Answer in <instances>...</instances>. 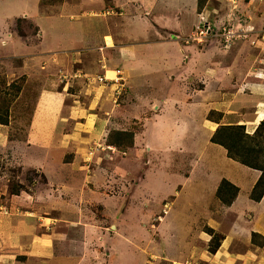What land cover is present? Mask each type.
Returning a JSON list of instances; mask_svg holds the SVG:
<instances>
[{
  "label": "crops",
  "instance_id": "obj_1",
  "mask_svg": "<svg viewBox=\"0 0 264 264\" xmlns=\"http://www.w3.org/2000/svg\"><path fill=\"white\" fill-rule=\"evenodd\" d=\"M70 1L74 4V0ZM113 2L111 4H114V7H121L124 11L129 10L132 5L134 8L145 5L150 7L151 17L145 22V25H148L146 30L137 37L136 27L141 30L143 23L140 22L131 32L128 30L130 28H125L127 19L133 24L135 22L128 16L120 22L119 25L122 26H118V21H115L113 27L109 25L108 20L102 18L98 21H87L90 25L85 24L82 28L86 35L81 37L78 34L80 38L77 41L73 38L66 42L58 36L60 34L55 29L56 24L53 20L42 22V26L37 21L33 23L35 29L33 28L31 17L36 16L35 11H38L40 0H16L15 5L11 0H0V63L10 65L17 61L19 64L13 65L11 71L7 73V80L23 77V91L34 93L35 90L37 93L36 105L34 104L24 138L17 137L10 140L9 134L15 130L10 121L7 125H0V141L7 139L6 148L10 149V153L15 154L23 168H31L43 174L48 182L44 184L43 192L45 190L50 192L47 194L44 192L42 200L51 204H60L63 190L71 187L69 184L61 183L62 174L53 175L59 165L56 156L51 155L52 151L58 149L72 151L75 155L73 162L87 158L90 163L101 157L102 163L106 165L113 163L119 154L126 155L122 158L123 162L129 161L128 155L133 151L134 161L141 169L142 161L137 159V156L141 157L145 152L148 158L146 162L148 168L145 172L152 175L151 184H153L159 179L164 180L161 178L162 170L172 172V169L167 170L168 168L164 166L158 167L155 148L158 149L166 144L168 149L173 150L171 153L179 157L181 151H186L185 153L188 154L193 149L195 153L192 154L196 155L193 164L186 162L184 158L175 160V164L183 163L189 167L182 176L177 175L179 170L173 171L176 173L175 176L182 178V184H191L196 178L203 179L207 184L204 191H209L211 196H215L222 180L238 188V193L230 205H225L214 198L213 210L221 222L214 220L213 223H209V227L221 234L223 239L213 255V260H219L223 264H263L261 254L264 253V195L259 202L250 198V193L259 180L261 172L230 159L227 151L210 139L211 133L218 126H244L245 133L252 135L258 124L264 122V82L260 79L264 74L253 68L255 56L232 51L218 52L214 47L205 50V47L197 41H190L175 33L173 37L170 36V40H157L153 36L154 32L159 30L165 34L170 33L169 29L176 31L162 23L154 25L156 22L153 13L159 9L163 13L175 11L183 29L186 25L196 29L203 20L210 25L208 20L210 12L207 8L199 11L197 0H177L172 2V5L159 0H114ZM80 3L82 10L87 14L100 9L98 4H93L90 0H80ZM111 4H104L102 7L104 11L105 8L112 6ZM219 7H223V4ZM103 15L105 17V12ZM26 17L31 19L29 24L32 33L26 32L23 36L18 32V36L12 34L6 25L22 18L24 21ZM181 17H187L188 21L182 20ZM54 19L56 22L59 21L57 17ZM54 32H57V35H54ZM34 36L37 44L33 46H37L36 51L39 52L31 53L26 50L28 45L23 42L27 37ZM109 36L111 43L106 41ZM88 43H93V48L103 51L104 54L116 55L120 66L125 67V69L120 67L121 71L124 70L125 78L129 79L130 69L136 68L140 73L138 80H141V83H136L141 86H136L134 83L130 85L131 81H127L128 88L125 89L127 99L117 103L114 102L112 93L105 97L103 87L94 81L96 73L106 74L104 67H97L100 62L90 65L95 70L82 72L81 69L82 62L79 55L88 50L86 45ZM62 52L70 53L65 55L67 67L59 63L64 61V57L61 59ZM50 54H54L55 58L49 59ZM109 74H107L108 78H114V73ZM255 80H258L256 95L254 93L248 95L255 88ZM73 86L78 88L72 89ZM83 98L88 99V105ZM209 112L221 114V119L207 121L212 130L205 134L197 129ZM130 122L141 124V129L134 131L132 147L123 152L111 151L113 146L106 143L110 132L121 131L118 128L127 126ZM2 128L6 129L7 134H4ZM122 130L128 131V128ZM197 131L202 136L195 135L194 132ZM90 141L94 145L84 147V144ZM184 141L193 142L192 148L185 146ZM140 146H144V149L138 148ZM2 147L3 145H0L1 149ZM31 150L40 152L43 159L32 158ZM127 150H130L128 155ZM69 165L72 166L73 163ZM91 165L92 163L89 164ZM168 167H172V164ZM96 171L87 177L84 184H100L98 183L100 181L101 187L105 185V176H103L105 171L99 172V169ZM167 178L162 186L166 192L170 189ZM64 181L66 182V179ZM22 194L20 190L15 194H8L10 203L8 207L19 216L15 219H7L4 225L0 226V264H30L29 262L44 264L43 260L51 259L54 245H56L55 252L59 253L63 250L64 254L57 255L58 260L53 257L51 263L47 264L62 262L81 264L80 255L73 252L77 251L76 233L67 236L63 231L46 232L42 227L48 218L42 215L35 217L34 213L30 214V211H26L25 208H29L32 201L27 199V196L31 195ZM2 195L1 192L0 198ZM104 197L103 193L100 202L102 206L105 204ZM163 197L167 198L165 195ZM21 203L23 205L20 209L23 213L17 206ZM14 205L16 207H12ZM83 228L89 231L85 225ZM74 229L76 228L73 227ZM254 235L260 239V244L252 242ZM208 239L206 238L205 241L207 242ZM71 245L74 246L71 248ZM17 256L23 257V260L17 261Z\"/></svg>",
  "mask_w": 264,
  "mask_h": 264
},
{
  "label": "rangeland",
  "instance_id": "obj_2",
  "mask_svg": "<svg viewBox=\"0 0 264 264\" xmlns=\"http://www.w3.org/2000/svg\"><path fill=\"white\" fill-rule=\"evenodd\" d=\"M11 1L15 5L16 0ZM77 1L74 0V4H72L70 0H40L38 11H35L36 16L31 17L34 21L26 17L27 19H24V21H22L23 18L22 20H15V23L13 20L6 26L9 27L12 34L17 35L18 32L19 35L23 36L26 32L28 34L32 33L31 25L29 24L31 23L30 20L32 25L37 23V21L40 22V25L42 22L53 20L56 24L55 29L60 34L58 36L67 42V40H72L73 38L77 41L80 35L84 37L86 34L83 33L84 29L82 28L85 27V24H89L87 22L89 20L98 21L105 18L108 20L109 25L111 24L113 27L115 21H118V26H122L119 24L124 21L123 18L125 16L135 22L133 24L127 19L125 28H130L128 30H131V32L134 31V28L140 22L144 24L141 26V30L136 27L135 36L138 37L143 30H146L148 25H145V22L151 17V10L147 5L136 8L132 5L129 10L124 11L121 10V7H114L115 5L111 4L114 3V0H90L91 3L98 4L100 9L97 8L98 10L87 14L82 10L80 0ZM159 1H165L172 5V2L177 0ZM104 4H111L112 6L105 8L104 11L102 8ZM220 4H223V7L220 8ZM14 5L12 6L14 7ZM197 5L199 11L207 8L210 12H208V20L211 23L208 37L199 38L198 40L196 38V29H191V25L189 27L186 25L183 29L175 11L163 13L160 9L153 13L154 22H156L153 24L162 23L168 25L173 30L176 29L178 33L169 29L170 33L165 34L158 27L159 31L154 32L153 36L157 40H170L174 35L173 33H175L190 41H197L198 44L205 47V50L214 47L215 49H213L218 50V52L230 53L232 51L239 54L246 53L245 55L248 56L252 54L255 56L253 68L264 74V0H197ZM78 10L79 12L77 13ZM104 12L105 17H103ZM20 16L23 17L22 15ZM54 17H57L59 21L56 22ZM181 19L188 21L187 17H181ZM189 20L191 21V18ZM33 28L35 29L34 25ZM225 28L229 29L224 31ZM223 33L225 36L227 33L232 34L230 36L231 39L228 41V48L224 47ZM54 35H57V32H54ZM115 38L117 37L115 36ZM35 39V36L32 38L27 37L26 41L23 42L28 45L26 50L31 53L37 50V46H33L37 44ZM179 39L181 40V38ZM189 40H186V42H190ZM106 41L111 43V36L106 38ZM137 41L138 39L136 38ZM86 45H88V50L79 55V59L82 62V72L95 70L90 65H93L94 62H100L97 67H104V71L108 75H110L109 73H114V78L117 81L121 80L124 85L121 94L117 92V95H115L117 97L116 102L127 99L125 91L126 87L128 88L127 81H131L130 85L134 83L139 86V83H141V80H138L140 73H138L136 68H131L129 79L125 78L124 70L121 71V68L125 69V67L120 66V61L116 55L104 54L103 51L96 50L93 48V43ZM66 54L70 53H61V59L64 57V61L59 62L64 67H67ZM50 55L49 59L55 58L54 54ZM257 59L259 61H256ZM18 64L17 61L10 65L0 63V119H7L8 123L12 122V127L15 130L10 132V140L17 137L24 138L37 97L35 90L34 93L23 91V77L7 80V73L11 71L13 65ZM96 74L99 75L100 73ZM260 79L261 82H264V75ZM254 82L255 88L248 95H251V93L256 95L255 89L258 80ZM75 88H78V86L72 87V89ZM115 89L116 86L111 89L102 88L103 94L105 92V97L112 93L111 90ZM123 91L125 92L124 94ZM83 100L88 105V99L83 98ZM219 119H221L219 113L209 112L202 119V123L197 130L203 131L205 134L210 133L212 129L207 121H219ZM124 128H128V131L122 130ZM118 129L121 131L110 132L106 143L113 146L111 151L118 150L123 152V150L132 147V135L134 131L141 129V124L139 122H130L129 125ZM2 130L5 132L4 134H7L6 129L2 128ZM117 132L120 133L119 136L115 135ZM214 132L211 133L212 135L210 134L211 137H213ZM194 134L202 136L199 131L194 132ZM7 142V139L0 141V145H3L2 149L0 148V193L2 192L3 194L0 198V226L4 225L7 219H15L16 216H19L14 214V210L9 209L8 194L17 193L20 190L23 196L27 193L31 195L27 196V199L32 201H30V207L25 208L27 209L26 211H30V214L34 213L35 217L42 215L48 218L42 227L46 232L63 231L67 233V236L76 233L77 251L73 252H77L80 255L81 264H223L219 260L214 261L213 255L215 253L209 252L210 245L214 247L216 241L221 243L223 239L221 234L209 227V223H213L214 220L221 222L213 210L214 198L218 199L216 193L215 196H211L209 191H204L207 184H205L203 179L196 178L191 184H182V178L177 177V175H184L189 170V167L185 166V164L183 165V163L175 164L177 159L180 158L182 160L184 158L186 162L193 164V161H196V155L193 156L192 154L195 153L193 149L188 154L185 153L186 151H181L182 154H185L183 156L181 154V157H179V155L171 153L173 150L168 149L165 146L166 144L161 145L163 147H158V149L155 148L158 167L160 165L164 166L168 168L167 170L172 169V172L162 170L161 174L163 177L161 176V178L164 180L160 181L159 179L153 184H151L152 175L145 172L148 168L146 166L148 158L145 152L142 153L141 157L137 156V159L139 158L142 161L143 166L141 169L138 163L134 161L135 153L130 150H127V155L130 151V155H128L130 160L127 162L122 161V158H125L126 155L119 154L110 165L102 163V158L99 157L90 161L92 163L91 166H89L90 163L87 158H80L73 162L75 155L72 151H64L63 149L52 151L51 155L56 156V161H58L59 165L54 170L53 175L60 176L62 174L63 181L61 183L69 184L71 187L63 190L64 193L61 194L62 200L60 204H51L49 202L44 203L42 200L44 199V196H42L44 192L46 194L50 192V190L43 192L44 184H48L43 174L31 168H23L15 154L10 153V149L6 148ZM183 143L185 146L192 148L193 142L184 141ZM62 144L65 145L66 143ZM93 145V142L90 141L84 144V147ZM143 147L140 146L138 148ZM168 147L171 148V146ZM31 152L32 158L43 159L41 153L37 150H31ZM71 163H73L72 166L69 165ZM171 164L172 167H168ZM102 168L105 171L103 173V176H105V185L103 187H101L100 181L98 182L100 184H84L87 177L97 169H99V172H103ZM175 170L180 171L176 176V173L173 172ZM165 176L166 178L169 177L167 180L170 189L167 192L162 187L166 180ZM65 179L66 182L64 181ZM77 187H80V189ZM87 187L90 188L88 189ZM103 193L105 196L104 206L100 204ZM163 195L167 196V198L163 197ZM22 205V203L21 205L17 204L19 209ZM15 210L17 209L15 208ZM20 211L22 212L23 210L20 209ZM84 225L89 231H85ZM73 227L76 229L73 230ZM44 230L42 229V231ZM213 234L215 235V240L212 238L214 237L212 236ZM206 238H209L207 242L205 241ZM252 238L253 243H261L260 239L255 235ZM261 240L263 241V239ZM82 245L83 248H81ZM72 246L74 245H71V248ZM55 248L56 245H54L51 259L56 257L58 260L59 256L57 255L61 256L64 252L61 250V252L57 253ZM18 256L17 261H22L23 257ZM51 259L43 260V263L47 264ZM261 260L264 264V253L261 254ZM29 263L32 264L31 262ZM60 264L68 263L62 262Z\"/></svg>",
  "mask_w": 264,
  "mask_h": 264
},
{
  "label": "trees",
  "instance_id": "obj_3",
  "mask_svg": "<svg viewBox=\"0 0 264 264\" xmlns=\"http://www.w3.org/2000/svg\"><path fill=\"white\" fill-rule=\"evenodd\" d=\"M7 123V119H0V125H7ZM115 135L119 136L120 133L117 132ZM211 141L223 147L227 151L229 158L261 172V176L250 194V198L253 201L259 202L264 195V122H260L251 136L245 133L244 126H218L213 137H211ZM237 193V187L222 180L216 195L223 204L230 205ZM212 236H214L212 238L215 240V235L213 234ZM219 244L216 241L214 247L210 245L209 252L212 254L215 253Z\"/></svg>",
  "mask_w": 264,
  "mask_h": 264
},
{
  "label": "clouds",
  "instance_id": "obj_4",
  "mask_svg": "<svg viewBox=\"0 0 264 264\" xmlns=\"http://www.w3.org/2000/svg\"><path fill=\"white\" fill-rule=\"evenodd\" d=\"M208 26L209 28H210V25H208L207 24V22L206 21H202V23H201V25L199 26V27H201V26ZM198 28V27H197ZM197 28H196V31H197ZM224 31H225V29H224ZM223 37H224V33H223V35H222ZM208 37V36H207ZM206 38V37H205ZM224 47L225 48H228V42L226 43L225 42V39H224ZM100 79H102L103 81H100ZM107 81H106V80ZM94 81L96 82V83H98L100 86H102L103 88H111V87H113V86H116V89L115 90H112V95H113V97H114V102H116V100H117V97H115V95H117V92H119V94H121V91H122V88H123V84L121 83L122 81L120 80V81H117L115 78H108L107 77V74H103V75H97V76H95L94 77ZM111 85V87H109ZM125 92L123 91V94H124ZM119 98V97H118ZM117 103V102H116ZM260 124V123H259ZM258 124V125H259ZM258 127V126H257Z\"/></svg>",
  "mask_w": 264,
  "mask_h": 264
},
{
  "label": "built area",
  "instance_id": "obj_5",
  "mask_svg": "<svg viewBox=\"0 0 264 264\" xmlns=\"http://www.w3.org/2000/svg\"><path fill=\"white\" fill-rule=\"evenodd\" d=\"M209 32H210V28L208 26H201V27H198L197 28V31H196V34H197V39L199 40V38L201 39H204L205 37H207L209 35ZM232 34L231 33H227V35L225 36L224 35V39H225V42L227 43L229 41L230 36ZM106 80V79H105ZM100 81H103L102 79H100ZM107 81V80H106ZM120 81V80H119Z\"/></svg>",
  "mask_w": 264,
  "mask_h": 264
}]
</instances>
